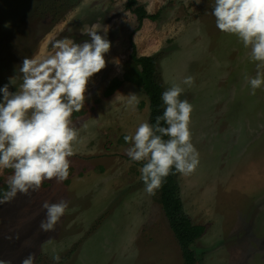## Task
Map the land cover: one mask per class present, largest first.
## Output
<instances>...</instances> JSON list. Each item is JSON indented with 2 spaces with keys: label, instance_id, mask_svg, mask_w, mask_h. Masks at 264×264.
<instances>
[{
  "label": "rangeland",
  "instance_id": "1",
  "mask_svg": "<svg viewBox=\"0 0 264 264\" xmlns=\"http://www.w3.org/2000/svg\"><path fill=\"white\" fill-rule=\"evenodd\" d=\"M126 1L0 0V89L15 93L21 81L14 86L9 78L26 57L48 55L56 40H90L84 25H95L112 45L72 116L79 138L68 178L45 180L38 191L0 204V259L21 264L35 253V264H57L54 255L59 264H184L158 189L149 194L140 179L144 162L125 152V135L150 123L149 99L128 82L104 95L123 76L134 44L140 56H158L164 91L180 84V99L193 105L189 127L199 164L178 172L177 181L184 211L205 227L194 245L199 264H264V86L250 94L244 76H254L255 65L248 50L216 27L214 0H139L159 15L139 31ZM188 76L191 86L183 84ZM12 171L0 168L1 185ZM61 199L68 209L55 231H41L43 203Z\"/></svg>",
  "mask_w": 264,
  "mask_h": 264
},
{
  "label": "clouds",
  "instance_id": "2",
  "mask_svg": "<svg viewBox=\"0 0 264 264\" xmlns=\"http://www.w3.org/2000/svg\"><path fill=\"white\" fill-rule=\"evenodd\" d=\"M212 9L216 27L235 35L248 50L255 75L246 74L244 80L250 86V94L255 95L264 86V0H214ZM80 31L90 40H56L48 55L26 57L18 68L19 75L9 78L14 86L17 80L21 81L15 93L9 85L0 89V168L13 170L6 180L7 190L0 192V204L12 201L18 194L38 191L45 180L59 183L69 176V157L79 138L72 116L83 109L89 82L105 69V54L112 46L95 25H84ZM193 82L191 76L183 80L188 86ZM183 92L180 84L167 88L161 97L166 107L155 124L141 122L133 134L124 137L130 145L125 149L129 159L144 162L139 169L140 179L149 194L161 186L173 169L188 174L199 164L189 127L193 105L180 99ZM130 96L132 101L137 100V95ZM42 207L46 211L39 228L53 232L68 209V202L45 201ZM35 258V253H30L21 264H35ZM52 259L59 264V255ZM0 264L12 262L0 259Z\"/></svg>",
  "mask_w": 264,
  "mask_h": 264
},
{
  "label": "trees",
  "instance_id": "3",
  "mask_svg": "<svg viewBox=\"0 0 264 264\" xmlns=\"http://www.w3.org/2000/svg\"><path fill=\"white\" fill-rule=\"evenodd\" d=\"M126 9L137 19L139 31L145 20L157 21L158 14H150L139 0H127ZM158 56H140L136 46L132 44V58L126 63L125 71L121 78L112 79L106 86L104 95L111 97L126 82L142 88L149 99L150 123L155 124L157 116L163 114L164 108L161 99L164 92L163 85L158 76ZM142 104L140 107L142 108ZM162 126H166L163 122ZM165 140L168 137H164ZM178 172L173 169L164 178L158 188L160 203L170 228L178 242L184 264H199L194 245L204 235L205 227L193 224L186 212L180 198L179 185L177 181ZM7 190V184H0V192Z\"/></svg>",
  "mask_w": 264,
  "mask_h": 264
}]
</instances>
